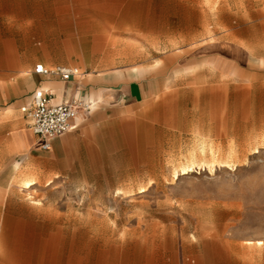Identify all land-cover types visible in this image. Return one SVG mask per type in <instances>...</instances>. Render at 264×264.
Returning a JSON list of instances; mask_svg holds the SVG:
<instances>
[{
  "label": "rangeland",
  "instance_id": "obj_1",
  "mask_svg": "<svg viewBox=\"0 0 264 264\" xmlns=\"http://www.w3.org/2000/svg\"><path fill=\"white\" fill-rule=\"evenodd\" d=\"M57 64L158 68L174 124L52 181L0 116V264H264V0H0V83Z\"/></svg>",
  "mask_w": 264,
  "mask_h": 264
},
{
  "label": "crops",
  "instance_id": "obj_2",
  "mask_svg": "<svg viewBox=\"0 0 264 264\" xmlns=\"http://www.w3.org/2000/svg\"><path fill=\"white\" fill-rule=\"evenodd\" d=\"M74 71L70 79L63 80L34 70L26 88L23 89L18 81L11 85L13 95L6 84L0 83V116L8 128V137L2 142L3 150L16 157L27 156L31 162L45 160L52 181H63L70 164L85 163L74 157H86L89 159L86 163L91 165L101 164L100 158L108 149L129 150L135 164L140 155L138 150L157 147L149 142L157 140L155 135L159 127L174 124L172 110L176 108L175 98L181 89L168 86L158 68L145 69L140 77H128L112 84H106L102 78H89L90 73ZM38 88L51 90L56 103L74 97H83L93 103L92 110L77 117L74 128L54 138L48 150L42 149L30 127L24 126L27 118L21 110L31 102ZM144 141L147 143H142ZM19 163L21 161L17 160L16 167Z\"/></svg>",
  "mask_w": 264,
  "mask_h": 264
},
{
  "label": "built area",
  "instance_id": "obj_3",
  "mask_svg": "<svg viewBox=\"0 0 264 264\" xmlns=\"http://www.w3.org/2000/svg\"><path fill=\"white\" fill-rule=\"evenodd\" d=\"M35 71L40 74L58 76L68 80L75 73L74 69L56 65L47 68L37 65ZM93 103L83 97H74L61 103L54 102V94L49 89L38 88L29 104L21 110L25 113L28 126L37 136L42 149L48 150L52 140L74 128V120L80 115L90 112Z\"/></svg>",
  "mask_w": 264,
  "mask_h": 264
},
{
  "label": "bare ground",
  "instance_id": "obj_4",
  "mask_svg": "<svg viewBox=\"0 0 264 264\" xmlns=\"http://www.w3.org/2000/svg\"><path fill=\"white\" fill-rule=\"evenodd\" d=\"M34 183H35V180L33 181V179H29V180H26V181L24 182V186H25L26 188H29V187H31Z\"/></svg>",
  "mask_w": 264,
  "mask_h": 264
}]
</instances>
